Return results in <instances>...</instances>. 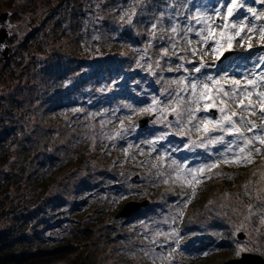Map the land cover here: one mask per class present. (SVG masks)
Wrapping results in <instances>:
<instances>
[{
    "label": "trees",
    "instance_id": "1",
    "mask_svg": "<svg viewBox=\"0 0 264 264\" xmlns=\"http://www.w3.org/2000/svg\"><path fill=\"white\" fill-rule=\"evenodd\" d=\"M15 2L16 0H3V5L11 8ZM168 2L169 0H49L46 7L44 6L43 20L39 19L37 27L30 28L21 40L22 53H27L30 61L17 68L18 70L11 69L12 80L17 81L16 87L12 93L0 96V264H34L42 261L46 255L54 254L56 251L40 249L38 243L49 241V237L45 238L43 234L52 224L66 221L64 217L58 218V214L66 216V219L71 217L70 222L73 224L78 220L76 214L83 209L82 207L88 205L95 209L96 217H101L115 201L112 198L110 200L109 195L115 197L125 195L126 186L121 181L120 172L113 165L107 171L99 173L97 180L99 183L91 179L94 172L88 171L86 167L83 168L86 173L81 169L74 171L73 168L72 173L68 170L62 174L83 160L79 152L83 147L79 135L71 136L67 141L61 137L62 135L55 136L56 126L59 123L63 124L62 121L68 116L74 117L75 120L80 118L90 120L98 116L94 121L98 124L104 123L108 116L111 131L106 127V135L123 131L120 137L123 141L134 139L133 141L140 145L147 142L146 145L140 146L137 152L135 149L129 150L130 154L124 159L125 164L119 156L123 144L111 143L104 147L101 158L108 163L116 152L119 156V160L115 161L116 165L126 166L128 169L126 173L138 172L136 162L144 154H151L154 150V154H157L161 149H169L167 143L170 140L175 142L177 137L175 134L178 133L176 131H163V136L157 137L156 132L159 130L157 129L135 138L134 133L132 134L126 126V121L130 122V117L135 118L137 114L147 112L145 109H148L153 93L158 96L161 93L156 85L158 83L154 82L153 68L149 67L151 58L156 60L155 55L159 53V49L167 50L168 54H173L171 58H175L169 62V66L165 60L160 66L164 72L162 100L166 101V104L172 103L170 106L180 105L183 121L189 120L186 108L196 107L188 103V89L183 91L184 103L179 102L177 94L182 97L181 89L185 85L177 82L184 80L185 77L189 79L188 71L197 66L196 62L191 60L199 58L200 54L196 52L194 55L192 47L185 39L176 37L173 32L172 39L175 42L181 41L180 46L185 50H181L173 41H162L159 37L162 32L172 31V27L176 26V15L171 12V4ZM159 13L164 18L157 17ZM153 25L156 26L155 29ZM12 39L8 38L10 41ZM57 43L58 49H49L51 44ZM183 51L187 54H182ZM43 56L47 59H42ZM2 62V67L10 68L11 60H8V57ZM180 65H183V68ZM37 69L38 72L39 69L44 71L46 85L43 87L38 86L33 80ZM23 77L26 81H23ZM216 77L217 74L214 78ZM31 81L38 88L34 92V97L26 99L21 93ZM202 103L203 101L201 105ZM114 105L117 106L118 112H115L116 115L112 119L113 117L109 116ZM103 107L111 111L99 114ZM196 120H192L194 124L190 129L191 137L200 133L196 127L198 121L195 124ZM46 122L51 128L48 126L45 129L43 123ZM134 125L133 123L132 126ZM38 131L45 140L41 147L39 141L35 142L29 136ZM168 134L170 136L166 137ZM154 136L156 139L159 138L160 142L162 139L167 141L166 144L152 147L151 150L149 142ZM155 138L153 140H156ZM53 139L64 142L60 145V141H57L52 145L50 141ZM60 146L64 149L63 156L59 155ZM138 151L144 154L138 156ZM219 153L218 149L212 150L213 157L218 160L217 164L225 163H222V171H225V166L229 163L231 166H228L227 170L235 166L239 170L244 166L232 162L231 156H228L226 162ZM151 156L141 162L140 166L152 168L154 157L153 154ZM249 158L254 160L253 163H257L255 154L251 153ZM59 171L62 175L59 180H64V177L67 179L69 173L71 174L69 180L73 182L76 180L72 187L73 199L69 197L67 202L62 196L54 200L45 199L44 192L48 184L44 175ZM172 172L169 170L163 173L172 182L177 183L173 178L175 172L173 174ZM162 180L161 177L158 179L153 177L148 181L149 187L152 190L158 189ZM93 187L95 189L92 191ZM202 194L205 195L203 192ZM203 195L197 193L195 200L201 202L206 198ZM179 201L182 204L184 199ZM74 211L75 217L71 215ZM136 215L139 214H134ZM214 223L220 227V239L212 244L231 247L228 229L221 221L216 220ZM123 236H126L125 233L120 237ZM69 264L93 263L85 257H78Z\"/></svg>",
    "mask_w": 264,
    "mask_h": 264
},
{
    "label": "rangeland",
    "instance_id": "2",
    "mask_svg": "<svg viewBox=\"0 0 264 264\" xmlns=\"http://www.w3.org/2000/svg\"><path fill=\"white\" fill-rule=\"evenodd\" d=\"M48 3L49 0H16L13 7L7 8L3 5V0H0V14L3 12L9 14L6 27L9 32L8 38H13L12 41L8 39L5 41L8 46V60H11L10 68L2 67L3 60L0 59V96L6 95L8 92L12 93L16 87L17 81L12 80L11 69L16 68L18 70L17 68L28 64L27 62L30 61L28 54L22 53L20 42L30 28L37 27L39 19L40 21L43 20L44 10ZM168 4H171L170 10L176 15V25L179 26V29L180 27L185 29L189 26L199 29L202 25L196 24L195 20H191V17L195 16L197 12L202 15H213L212 9L217 4V0H169ZM247 7L255 8L259 14L264 12V3H254L253 0H246L245 7L239 11L240 19H243L245 15L248 16L249 27L252 23H256L258 26L264 24V20L256 21L250 13H247ZM157 17L164 18L160 13ZM236 18L233 17V19ZM216 23L219 24L221 21L217 20ZM171 32H162L159 35L160 39L162 41H173V43L180 46L181 41L175 42L172 39ZM176 34V37L184 38V33L181 34V31ZM188 35L193 41L192 50L194 47L196 52L200 54L199 58L193 59L191 62H196L195 64L199 66L201 60H203L207 67L202 68L200 73H195L193 69L188 71L189 79L187 78V82L203 80L205 74L213 77L217 74L216 79L227 74L230 79H238L243 83L244 73H249L248 78L251 79L252 72L256 75L264 72V63L259 62V57L264 56V46L261 44L258 33L252 34L251 49L247 47L246 36L248 34L243 33L245 40L241 41L237 38L232 47L227 50L234 53L219 62L213 58L210 48L196 43L198 38L194 33ZM58 45V43L56 45L51 44L49 49H58ZM179 48L185 50L182 46ZM145 51L148 52L147 48H145ZM158 51L159 53L155 55L156 60L154 61V58H151L149 67L153 68L154 82L155 84L158 83L156 85H158L161 95L158 96V94L153 93L149 101L150 104L147 106L149 111H145V114H137L135 118L130 117V122L126 121V126L132 134L134 133L135 138L136 136L141 137L147 131L157 129H159L156 132L157 137L163 136V131H176L178 133L175 134L177 136H175V142L170 140L167 143L169 149L163 150L160 147L161 150L157 154H154L155 150L151 151V154L138 151V156L144 154L136 162L138 172L135 174L126 173L127 167L124 165L118 166L115 161H118L120 156L123 164H125L124 159L130 154L129 150L135 149L137 152V149L146 145L147 142L140 145L139 143L136 144L133 141L134 139L123 141L120 139L121 134L124 133L123 131L106 135L105 129L108 128L111 131L108 116L107 120L104 119V123L100 124L94 122L98 116L92 117L90 120L82 118L75 120L74 117L68 116L64 121L61 120L63 124L59 123L56 126L55 136L62 135L61 137L67 141L71 136L79 135L81 137L79 140L83 143V147L79 149L83 160L78 161L77 164L73 165L75 167H69L62 174H65L68 170L72 173L73 168H75L74 171L81 169L85 172L83 168L86 167L88 171L94 172L91 174V179L95 180V183H99L100 181H97L100 176L99 173L104 170L107 171L113 165L122 176L121 181L126 186V192L125 195L122 194L119 197L109 195L110 200L112 198L115 201L112 207L101 217H96L95 209L92 206L90 208L88 205L82 207L83 209L76 214L78 220L73 224L70 222L71 217L66 219V216L62 214L56 215L58 218L59 216L60 218L64 217L63 219L66 221L52 224L43 234L45 238L49 237V241L38 243L40 249L47 251L56 249V251L54 254L46 255L42 261L34 264H69L78 257H85L93 264H221L229 259L238 258L242 254L237 255L240 248L245 249L243 253L257 254L264 259V146L255 145V147L261 148V154L259 155L252 151V154L256 155V164L252 160V163L244 164L239 170L236 169L237 166L227 170V167L231 166V163H229L226 166L224 165L225 171H222L221 166L225 163L217 164L218 160L213 157L212 150L218 149L221 155L225 150V146L221 144L208 145L206 134L203 131H200L195 137H191L190 129L194 123H189L188 119L183 121L180 105L170 106L172 103L166 104V101L162 100L164 94L162 75H164V72L160 69V66L163 60L169 66V62L175 58H171L172 53L165 54L164 49ZM182 54L187 53L183 51ZM43 58L44 60L47 59L46 56H43ZM17 61L19 64H17ZM36 73H34L36 76L33 80L38 86L43 87L46 85L45 76H43L44 71L39 69L38 72L37 69ZM22 79L26 81L24 77ZM33 84V81L29 82L28 87L23 89L21 96H25L26 99L34 97V92L38 87L36 88ZM225 86L227 87V85ZM188 90L190 91V89ZM181 92L183 97V91ZM154 100L159 103L154 104ZM200 107H203V103ZM116 108L117 106L114 105L111 111L107 107H103L99 114L111 111L109 117L114 119L115 112H118ZM173 109H176V111H173ZM213 110L215 111L213 118H218L219 112ZM177 113H179V116ZM196 115H198V118L195 124L205 115L211 117L204 111H200ZM242 115L248 116V113L245 112ZM144 116L154 117L145 129L140 130L137 128V123ZM250 118L259 123L258 116ZM133 123L134 126H132ZM43 126L46 129L49 125L46 122L43 123ZM176 126L179 127L176 128ZM34 133L29 134L30 139L35 142L39 141L41 147L45 143L43 135L39 131ZM212 135L218 136L220 133L217 132ZM150 136L153 135L150 134ZM169 136L170 134L166 137ZM153 138L155 136L150 138V149L167 142L163 139L160 142L159 138H155L156 140H153ZM225 139L231 140L232 137H225ZM57 141H60V145L64 142L63 140L53 139L50 143L52 142V145H54V142ZM111 143H121L124 146H122L121 155L118 156L114 152L112 159L107 163L101 158V153L104 151V147ZM201 143L205 144V147H200ZM40 147L38 148L40 149ZM63 150V147L60 146L61 153L59 152V155L63 156ZM152 154L154 157L152 158V168L141 167L140 163L152 157ZM227 155L231 156V153ZM211 164H216V167L210 170L206 168L203 173L193 171ZM169 170L173 171L172 174L175 172L173 178H175V181L177 180V183L172 182L163 173ZM70 173L67 179L64 177V180H59V177L62 176L60 171L51 175H44V179L48 184V188L44 192L46 200H54L61 196L63 199L65 198L66 202L70 198L73 199L72 187L76 180L74 182L69 180ZM135 176L137 179L132 180ZM158 176L163 180L160 181L161 184L158 189L152 190L148 181L153 177L158 179ZM193 176L196 178L193 179ZM94 189L93 187L92 191ZM199 192L201 195H203L202 192L205 193L203 196L206 197L201 202L195 200V196ZM182 198L184 202L180 204L179 199ZM143 199L148 200L149 203L146 207L134 212V214L139 215L134 216L131 214L128 217L117 219L113 217L127 202ZM76 211L71 214L73 217H75ZM216 220L223 222L222 225L228 229L231 247L212 244V242L216 243L220 239V227L214 223ZM122 233H125L126 236L120 237ZM174 233H178V236ZM236 233L243 235L242 241L237 240Z\"/></svg>",
    "mask_w": 264,
    "mask_h": 264
},
{
    "label": "snow or ice",
    "instance_id": "3",
    "mask_svg": "<svg viewBox=\"0 0 264 264\" xmlns=\"http://www.w3.org/2000/svg\"><path fill=\"white\" fill-rule=\"evenodd\" d=\"M254 3H264V0H253ZM246 0H217V4L213 6V15H202L199 12L191 17L196 24L202 25L199 29L189 26L185 29H179V26H173L174 34L182 31L184 33L185 42L192 47L193 41L189 38V33H194L198 38L196 43L205 45L210 48L213 58L219 60L224 53L230 49L234 41L239 38L241 41H248L247 47L251 49V40L254 33H258L262 46H264V24L259 26L252 23L248 26V16L243 19L239 18V11L245 7ZM247 13L256 20H264V12L257 13L253 7H247ZM237 17L233 19V17ZM186 19H188L186 17ZM219 20L221 23H216ZM153 25V29H155ZM175 46V45H173ZM243 46V45H242ZM167 54V50H165ZM193 54H196V49L193 47ZM207 54V53H203ZM259 62L264 63V56L259 57ZM183 68V65H180ZM207 65L201 60L199 66L193 68L195 73H200L202 68ZM188 71L187 69H184ZM252 78L249 79V73L243 74V83L238 79H230L227 74L215 79L213 76L206 75L203 80L185 83L187 78L178 81L177 83L184 84L181 89L184 91L190 89L188 103L196 105L195 108H186L189 116V123L197 119V113L204 111L207 113L211 109L219 112L218 118L205 116L198 120L196 125L198 131H203L206 134L207 144H221L225 146V150L221 155L227 162L231 153L232 162L238 164H249L252 160L249 158L252 151L257 155L261 154V148L255 147L256 144L264 146V72L256 75L251 73ZM223 81V83H222ZM227 85V87L225 86ZM180 103H184V98L179 97ZM203 107L201 108V102ZM154 104L159 103L153 101ZM149 111V109H145ZM176 111V109H173ZM248 113V116L242 113ZM179 116V113H177ZM258 116L259 123L250 117ZM219 132L220 135L214 136L213 133ZM225 137H232L231 140H226ZM200 147H205L201 143ZM247 150V151H246ZM216 167V164L204 165L203 167L193 170L194 172L203 173L205 169ZM196 177L193 176V179ZM178 236V233H174ZM245 249L240 248L237 255L243 253Z\"/></svg>",
    "mask_w": 264,
    "mask_h": 264
},
{
    "label": "water",
    "instance_id": "4",
    "mask_svg": "<svg viewBox=\"0 0 264 264\" xmlns=\"http://www.w3.org/2000/svg\"><path fill=\"white\" fill-rule=\"evenodd\" d=\"M9 14L7 12H3L0 14V59L5 60L8 57V46L5 44V41L8 39L9 32L6 29L7 27V19ZM231 51H226L224 56H222L219 60L228 57L231 55ZM208 113L214 117L215 111L213 109L209 110ZM154 116H144L141 120L138 121L137 125L139 128H143L146 126ZM137 179V177H133L132 180ZM148 200H141V201H129L124 204L120 211L115 215V218L119 217H128L129 215L133 214L137 210L146 207L148 205ZM236 238L238 241L243 240V235L241 233H236ZM221 264H264V259L257 254L252 253H242L238 258L229 259Z\"/></svg>",
    "mask_w": 264,
    "mask_h": 264
}]
</instances>
